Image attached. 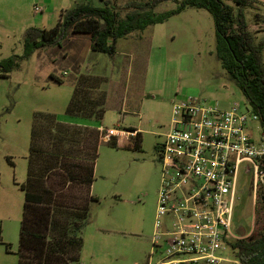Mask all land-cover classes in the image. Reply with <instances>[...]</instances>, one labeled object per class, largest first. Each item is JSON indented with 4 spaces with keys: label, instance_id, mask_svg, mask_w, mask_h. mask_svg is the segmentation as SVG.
Here are the masks:
<instances>
[{
    "label": "rangeland",
    "instance_id": "obj_1",
    "mask_svg": "<svg viewBox=\"0 0 264 264\" xmlns=\"http://www.w3.org/2000/svg\"><path fill=\"white\" fill-rule=\"evenodd\" d=\"M101 1L0 0V264L18 262L25 192L20 187L27 177L36 120L52 114L71 124L68 126L90 128L94 123L64 115L77 75L94 77L91 84L96 87L89 89L92 96L104 93L97 129L133 128L141 141L139 149L112 147L99 134L90 186V194L97 200L88 202L79 258L71 264H158L164 244L161 239L157 240L159 247L151 243L160 178L157 157L170 127L172 103L193 98L220 108L237 104L239 111L249 109L216 57L213 21L204 8L186 6L162 22L133 30L115 40L111 54L92 51L86 35L68 33L59 44L37 48L22 57L29 28L50 29L65 10L80 3L96 6ZM132 1L151 0L110 3L123 16L131 10L125 6ZM251 1L241 8L244 30L264 67V0ZM180 2L160 0L145 10L161 13ZM12 57L13 66L4 70ZM246 126L250 139L259 146L258 121L248 120ZM85 138L90 139L89 135ZM49 185L62 188L57 179ZM69 188L68 193L78 192ZM252 213V171L250 165L242 163L236 177L231 232L237 237L249 234L254 227ZM222 255L233 259L228 249Z\"/></svg>",
    "mask_w": 264,
    "mask_h": 264
},
{
    "label": "trees",
    "instance_id": "obj_2",
    "mask_svg": "<svg viewBox=\"0 0 264 264\" xmlns=\"http://www.w3.org/2000/svg\"><path fill=\"white\" fill-rule=\"evenodd\" d=\"M157 1L160 0L129 2L125 8L131 10L123 16L111 4L112 0H102L96 6L77 4L60 13L54 27L42 30L29 28L24 35L22 57H28L37 48L59 44L68 33L86 35L92 51L111 54L115 40L133 30L162 22L186 6L204 8L213 21L216 57L246 99L249 110L256 115L264 142V67L258 59L259 51L254 49L250 36L244 30L241 11L252 1L181 0L175 8L161 13L145 10L146 7L152 8ZM13 60L14 57L6 61L9 65L7 68L4 65V70L11 69ZM54 80L61 82L57 78ZM94 81V77L86 74L77 75L64 110L68 118H78L87 124H90L89 120L93 121L90 128L68 126L71 124L58 121L52 114L43 115L44 118L37 119L32 127L27 177L20 187L25 192L17 264H71L79 258L82 228L88 220V202L97 200L90 194V186L99 142L95 123L103 115L104 93L92 96L89 89L96 87L91 84ZM128 131L135 129L129 128ZM86 135H89V140ZM126 138L111 136L105 142L112 147L140 148L138 131ZM259 166L264 169V155ZM55 179L61 189L49 185ZM68 186L69 190L73 188L78 192L68 193ZM253 212L254 227L249 234L226 240L237 264H264V203L261 199L257 200Z\"/></svg>",
    "mask_w": 264,
    "mask_h": 264
},
{
    "label": "built area",
    "instance_id": "obj_3",
    "mask_svg": "<svg viewBox=\"0 0 264 264\" xmlns=\"http://www.w3.org/2000/svg\"><path fill=\"white\" fill-rule=\"evenodd\" d=\"M238 107L220 108L193 98L172 103L170 127L157 157L160 178L151 243L159 247L161 239L164 244L158 264L235 263L222 252L229 250L228 238H237L230 223L242 163L251 166L252 210L264 198V169L259 166L263 135L258 126L256 146L246 124L257 117ZM98 131L102 140L135 132L100 127Z\"/></svg>",
    "mask_w": 264,
    "mask_h": 264
},
{
    "label": "flooded vegetation",
    "instance_id": "obj_4",
    "mask_svg": "<svg viewBox=\"0 0 264 264\" xmlns=\"http://www.w3.org/2000/svg\"><path fill=\"white\" fill-rule=\"evenodd\" d=\"M261 202H263V203H264V200H263V201L261 200Z\"/></svg>",
    "mask_w": 264,
    "mask_h": 264
},
{
    "label": "water",
    "instance_id": "obj_5",
    "mask_svg": "<svg viewBox=\"0 0 264 264\" xmlns=\"http://www.w3.org/2000/svg\"><path fill=\"white\" fill-rule=\"evenodd\" d=\"M262 201L264 200V198L261 199Z\"/></svg>",
    "mask_w": 264,
    "mask_h": 264
}]
</instances>
